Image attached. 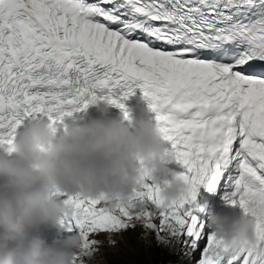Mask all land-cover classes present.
I'll list each match as a JSON object with an SVG mask.
<instances>
[{
	"label": "snow or ice",
	"instance_id": "6c2138e0",
	"mask_svg": "<svg viewBox=\"0 0 264 264\" xmlns=\"http://www.w3.org/2000/svg\"><path fill=\"white\" fill-rule=\"evenodd\" d=\"M137 88L190 190L169 205L145 175L115 207L53 193L75 208L61 226L84 241L77 264L95 255L91 235L138 224L194 264H264V0H0V147L27 119L56 128L98 99L128 119ZM202 188L256 220L255 247L219 259Z\"/></svg>",
	"mask_w": 264,
	"mask_h": 264
},
{
	"label": "clouds",
	"instance_id": "9594fccd",
	"mask_svg": "<svg viewBox=\"0 0 264 264\" xmlns=\"http://www.w3.org/2000/svg\"><path fill=\"white\" fill-rule=\"evenodd\" d=\"M90 105L98 118L60 134L49 121L35 119L17 129L12 150L0 151V264H77L84 244L79 234L51 243L44 234L75 215L55 192L103 198L115 207L129 203L147 175L166 204L188 194L190 185L168 166L167 142L144 95L126 106L128 119L110 118L114 105L107 100ZM206 223L223 242L221 260L257 244L256 220L243 209L235 215L212 211Z\"/></svg>",
	"mask_w": 264,
	"mask_h": 264
},
{
	"label": "rangeland",
	"instance_id": "374dc122",
	"mask_svg": "<svg viewBox=\"0 0 264 264\" xmlns=\"http://www.w3.org/2000/svg\"><path fill=\"white\" fill-rule=\"evenodd\" d=\"M209 232L211 231L209 230ZM98 235V237H101L100 234ZM106 235L103 244L97 247L98 251L89 260L91 261L90 264H194L193 259L182 254L183 249L181 246L178 245L175 249H169L158 243L154 231L147 230L139 224L127 231L117 234L107 233ZM110 241H115V243L113 244ZM171 251L174 254L170 258L169 253ZM166 252L167 254H165ZM199 256L200 252H197L195 259L198 260Z\"/></svg>",
	"mask_w": 264,
	"mask_h": 264
},
{
	"label": "bare ground",
	"instance_id": "6f19581e",
	"mask_svg": "<svg viewBox=\"0 0 264 264\" xmlns=\"http://www.w3.org/2000/svg\"><path fill=\"white\" fill-rule=\"evenodd\" d=\"M166 147L168 148V149H171V145L169 144V143H167L166 144ZM172 160V158L170 157L169 158V161L168 162H170ZM181 166V165H180ZM182 167V166H181ZM182 169H183V172L185 171V169L182 167ZM61 199H64V198H61ZM77 233H78V231H77ZM107 233H100V235H101V237H98L99 235L98 234H93V235H91L90 236V239H96V240H98V241H100V243L98 244V245H96L95 247H99L101 244H103L102 242H103V239H104V237L105 236H107L106 235ZM118 236V235H117ZM116 236V237H117ZM111 237V236H110ZM112 238V237H111ZM119 238H121V237H119ZM107 239V238H106ZM148 239V238H147ZM112 240H114V239H112ZM119 240V239H118ZM121 240V239H120ZM149 240V239H148ZM111 242V241H110ZM113 245V244H112ZM111 245V246H112ZM104 248V247H103ZM111 249V248H110ZM113 249V248H112ZM98 256V255H97Z\"/></svg>",
	"mask_w": 264,
	"mask_h": 264
},
{
	"label": "trees",
	"instance_id": "16d2710c",
	"mask_svg": "<svg viewBox=\"0 0 264 264\" xmlns=\"http://www.w3.org/2000/svg\"><path fill=\"white\" fill-rule=\"evenodd\" d=\"M165 254H167V252L165 253ZM173 251H171L170 253H169V257L171 258L172 256H173ZM162 256H163V259H164V253L162 254Z\"/></svg>",
	"mask_w": 264,
	"mask_h": 264
}]
</instances>
